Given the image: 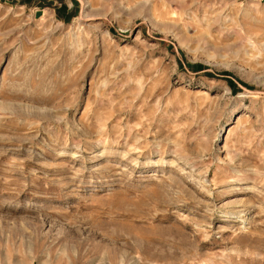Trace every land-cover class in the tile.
<instances>
[{
	"label": "rangeland",
	"instance_id": "374dc122",
	"mask_svg": "<svg viewBox=\"0 0 264 264\" xmlns=\"http://www.w3.org/2000/svg\"><path fill=\"white\" fill-rule=\"evenodd\" d=\"M0 264H264V0H0Z\"/></svg>",
	"mask_w": 264,
	"mask_h": 264
}]
</instances>
